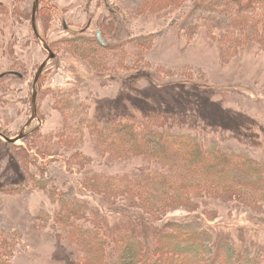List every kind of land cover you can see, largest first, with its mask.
Instances as JSON below:
<instances>
[{"label": "rangeland", "instance_id": "rangeland-1", "mask_svg": "<svg viewBox=\"0 0 264 264\" xmlns=\"http://www.w3.org/2000/svg\"><path fill=\"white\" fill-rule=\"evenodd\" d=\"M37 1L0 0V131L15 138L31 133L19 142L0 134V233L14 245L15 264H67L91 245L84 232L61 227L58 215L81 196L78 178L88 173L80 165L85 160L71 159L66 140L88 149L91 171L116 175L129 168L107 155L105 139L102 145L88 132L87 122L98 116L107 123L115 114L159 107L187 121L206 119L209 141L242 160L264 162V47L252 25L241 31L235 13L246 10L237 0H185L182 6L191 5L184 13L171 15L144 10L148 0H110L112 8L108 0H42L44 39L34 23ZM247 10L263 17L264 0ZM47 42L57 56L39 84V115L31 123L38 75L52 55ZM15 70L26 78L2 76ZM201 212L178 208L170 216ZM201 214L223 234L264 239L263 204ZM231 242L225 236L214 249L217 264H264V251L234 254L239 245Z\"/></svg>", "mask_w": 264, "mask_h": 264}, {"label": "trees", "instance_id": "trees-1", "mask_svg": "<svg viewBox=\"0 0 264 264\" xmlns=\"http://www.w3.org/2000/svg\"><path fill=\"white\" fill-rule=\"evenodd\" d=\"M257 1L237 0L246 13H234L241 31L246 33L247 25H252L259 33L257 44L264 47V16L252 18L247 10ZM183 3L185 0H148L144 10H169L171 15L181 9V14L191 5ZM232 8L228 10L232 12ZM107 120L104 123L106 120L98 116L88 121L86 128L102 145L105 139L107 155L121 164L128 163V170L116 175L95 172V168L91 171L89 165L93 166L95 160L88 149L78 142H64L71 150V159L77 162L81 157L87 162L80 165L88 173L78 178L81 196H75V204L58 215V223L72 235L78 230L84 232L91 244L74 253L67 264H217L220 255L214 249L225 236L231 244L234 239L238 241L239 246L232 249L234 254L244 253L248 247L254 256L264 251V239L243 238L233 231L223 234L201 214L206 211L221 215L225 206L264 205L263 161L250 155L246 156L248 161L242 160L244 156L221 142L209 141L203 126L206 119H200V123L198 119L187 121L155 107L137 108ZM241 130L248 133L246 127ZM5 133L14 135L11 131ZM257 139L260 142V135ZM89 191L99 193L94 197ZM178 208L202 212L171 218V212ZM261 219L256 220L261 222L260 227L264 216ZM10 241L0 233V264L16 263L17 252H13ZM211 255L215 257L211 259Z\"/></svg>", "mask_w": 264, "mask_h": 264}, {"label": "water", "instance_id": "water-1", "mask_svg": "<svg viewBox=\"0 0 264 264\" xmlns=\"http://www.w3.org/2000/svg\"><path fill=\"white\" fill-rule=\"evenodd\" d=\"M41 1L42 0H38L37 1V6H36V15H35V24H36V29H37V32H38V35L43 38V35H42V32L40 31V26H39V8L41 6ZM47 47L52 51V55L49 57V59L44 63V65L42 66L40 72H39V75H38V79H37V84H36V93H35V116L34 118L32 119L31 123L38 118V115H39V110H40V104H39V96H40V89H39V84L41 82V79L43 77V75L45 74L49 64H50V61L55 58L57 56V53L56 51L53 49V47L51 46V44L49 42H47ZM15 73H22L20 71H16ZM9 72H6L4 73V75L2 76H6L8 75ZM23 74V73H22ZM0 134L1 135H4L5 137H7L8 140H10L11 142H19L21 139L23 138H26L28 135H30L31 133H24L23 135L15 138V137H12V136H9L7 135L6 133L4 132H1L0 131Z\"/></svg>", "mask_w": 264, "mask_h": 264}, {"label": "flooded vegetation", "instance_id": "flooded-vegetation-1", "mask_svg": "<svg viewBox=\"0 0 264 264\" xmlns=\"http://www.w3.org/2000/svg\"><path fill=\"white\" fill-rule=\"evenodd\" d=\"M93 2V1H92ZM91 2V3H92ZM108 4H109V7L110 8H112V6H111V4H110V0H108ZM41 7V6H40ZM39 10H40V8H39ZM35 15H36V11H35ZM35 15H34V23H35ZM39 17V16H38ZM35 28H36V24H35ZM36 31H37V29H36ZM37 34H38V32H37ZM99 35H100V39L103 41V30L102 29H100L99 30ZM39 36V35H38ZM40 37V36H39ZM43 39H44V36H43ZM104 42V41H103ZM44 65V64H43ZM42 68V67H41ZM16 71H18V70H15V71H11V72H9V74H14ZM15 74H18V75H20L21 77H24V78H26V74L24 73V74H22V73H15Z\"/></svg>", "mask_w": 264, "mask_h": 264}]
</instances>
